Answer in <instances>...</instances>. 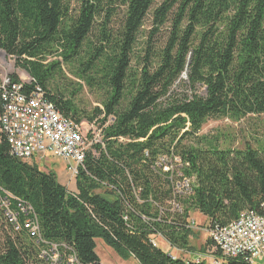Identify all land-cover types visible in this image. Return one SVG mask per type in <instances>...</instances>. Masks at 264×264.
Instances as JSON below:
<instances>
[{
	"label": "trees",
	"instance_id": "obj_1",
	"mask_svg": "<svg viewBox=\"0 0 264 264\" xmlns=\"http://www.w3.org/2000/svg\"><path fill=\"white\" fill-rule=\"evenodd\" d=\"M154 5L0 0V50L33 79L23 91L39 87L65 117L95 123L103 133L104 146L95 144L96 154L87 153L72 192L52 170L12 155L0 132L1 194L31 205L43 237L64 244L63 259L75 253L76 264H102L97 238L139 264H211L174 257L152 240L160 237L189 252L195 250L193 214L206 217L213 229L244 210L264 212V137L232 148L222 146L219 134H200L210 119L264 116V0ZM149 14L158 26L173 18L168 39L158 51L147 42L142 67H133ZM64 65L79 67L77 75L89 88H108L101 106L80 107L76 93L60 83ZM1 94L0 84V115ZM163 156L172 170H165ZM0 221V264H50L41 257L43 245L24 227L16 230L1 207Z\"/></svg>",
	"mask_w": 264,
	"mask_h": 264
},
{
	"label": "built area",
	"instance_id": "obj_2",
	"mask_svg": "<svg viewBox=\"0 0 264 264\" xmlns=\"http://www.w3.org/2000/svg\"><path fill=\"white\" fill-rule=\"evenodd\" d=\"M32 80L28 76L27 81L21 79L15 81L11 75L0 80L3 100L0 132L6 137L11 154L15 157L28 161L37 156L41 159L47 153L62 157L67 161L70 180L75 181L80 169L84 166L87 153L96 154L95 144L104 146L102 130L97 124L87 121H82V125L68 122V117L61 114L52 102L44 98V93L39 87L30 94H26L23 87L25 84H30ZM86 126L89 129H86ZM168 159L167 156H163L160 161L166 164V171L173 169V162H169ZM183 186L188 188L189 180H185ZM13 200L16 202L15 206H12ZM0 207L16 230L24 227L31 238L43 245L41 257L50 264L77 263L75 253L71 254L67 260L63 259L61 247L67 248L64 244L48 242L43 237L38 216L31 205L10 192L4 191V195L0 192ZM21 217H23V225ZM191 226L195 228L194 220ZM207 231L212 243L207 247L206 253L197 257L202 259L209 257V262L220 264H226L229 261H234L235 264H255L256 258L264 260L262 212L252 209L244 210L227 225ZM152 242L155 246L158 245L157 239H153Z\"/></svg>",
	"mask_w": 264,
	"mask_h": 264
},
{
	"label": "rangeland",
	"instance_id": "obj_3",
	"mask_svg": "<svg viewBox=\"0 0 264 264\" xmlns=\"http://www.w3.org/2000/svg\"><path fill=\"white\" fill-rule=\"evenodd\" d=\"M163 1L164 0H155L154 8L160 6ZM73 5L75 6V4ZM124 12V8L119 9V15L114 20L115 27L116 24L118 25L119 21H121ZM172 20L173 18L170 17L169 22L163 26H158L154 22L151 14L147 16L138 35L135 50L131 56V65L133 67H142V60L140 57L145 55L143 49L147 45V42H149L156 51L165 46L171 29ZM95 33L96 30L94 31L93 36ZM78 71L79 67L77 66L64 65L66 78L61 80V85L63 87L68 86L69 90H73L76 93V101L81 108L91 110L95 106H101V102L107 96L108 88L104 87L101 83L93 88H89L85 85L84 81L78 77ZM10 75H17L22 81H27L29 76L27 72L16 67L13 57H7L4 52L0 50V80L9 77ZM186 78L187 76L183 75V80ZM79 85H81V87ZM187 91H189V89H187ZM198 91L202 93L203 89H199ZM85 128L89 129L88 126ZM200 134L209 137L219 134L224 142L222 143L223 147L243 148L246 143H253L255 138L258 137L259 139H262L264 137V116H251L238 122L232 121L228 118L210 119L204 124ZM38 157L40 156H37L31 161H36L46 171L52 170L61 184L65 185L70 191H77V180H70L66 160L62 157L53 156L51 153H47L46 156L41 159ZM105 196L110 198L109 195ZM192 217L194 218V221H196V226L194 228L196 233L191 239V244L195 247V250H189L188 252L171 248L170 245L160 237L157 239L158 245L165 250L170 249L171 254L175 257H181L189 261L201 260L209 262V257L206 258L203 256L206 259H199V257H197L207 252V243L210 239V235L207 231L208 220L202 216H198V214H193ZM3 234V221H0V239L3 237ZM95 241V251L102 264H139L132 257L128 259L121 257L115 249L106 244L103 239L97 238ZM255 264H264V260L256 258Z\"/></svg>",
	"mask_w": 264,
	"mask_h": 264
},
{
	"label": "bare ground",
	"instance_id": "obj_4",
	"mask_svg": "<svg viewBox=\"0 0 264 264\" xmlns=\"http://www.w3.org/2000/svg\"><path fill=\"white\" fill-rule=\"evenodd\" d=\"M41 92H42V89H41ZM44 98H45V96H44ZM58 110V109H57ZM62 113V112H61ZM68 117V116H67ZM68 122H74L72 119H70L69 117H68ZM75 125H82V123H80V124H77L76 122H75ZM67 185V184H66ZM262 216H264V212H262ZM218 254V253H217ZM175 257V256H174ZM69 258V257H68ZM67 258V259H68ZM200 259V258H199ZM199 261H201V260H197L196 262H199ZM211 264H220V263H215V262H211Z\"/></svg>",
	"mask_w": 264,
	"mask_h": 264
},
{
	"label": "crops",
	"instance_id": "obj_5",
	"mask_svg": "<svg viewBox=\"0 0 264 264\" xmlns=\"http://www.w3.org/2000/svg\"><path fill=\"white\" fill-rule=\"evenodd\" d=\"M198 216H202L203 218H205V219H206V217H204L203 215H199V214H198ZM167 251H169V252L171 253L170 249H169V250H167ZM172 256H174V255H172Z\"/></svg>",
	"mask_w": 264,
	"mask_h": 264
}]
</instances>
